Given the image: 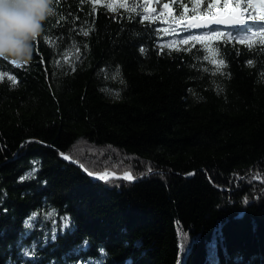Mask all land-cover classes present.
<instances>
[{
  "label": "trees",
  "instance_id": "trees-1",
  "mask_svg": "<svg viewBox=\"0 0 264 264\" xmlns=\"http://www.w3.org/2000/svg\"><path fill=\"white\" fill-rule=\"evenodd\" d=\"M53 7L0 58V264H264V0Z\"/></svg>",
  "mask_w": 264,
  "mask_h": 264
},
{
  "label": "clouds",
  "instance_id": "clouds-1",
  "mask_svg": "<svg viewBox=\"0 0 264 264\" xmlns=\"http://www.w3.org/2000/svg\"><path fill=\"white\" fill-rule=\"evenodd\" d=\"M54 0H0V58L30 63Z\"/></svg>",
  "mask_w": 264,
  "mask_h": 264
},
{
  "label": "water",
  "instance_id": "water-1",
  "mask_svg": "<svg viewBox=\"0 0 264 264\" xmlns=\"http://www.w3.org/2000/svg\"><path fill=\"white\" fill-rule=\"evenodd\" d=\"M217 20H223L226 21L225 23H214V21ZM187 24L189 27H192L194 31H234L239 28H242L244 26L248 25V22L245 18H238L234 15H225V16H217V17H210V18H204V19H198V18H192L187 21ZM61 158L65 160L66 162L76 166L78 169L82 171V173L86 176L91 177L95 181H102V177H105L106 180L109 179H120L122 181H127L130 183H136L138 182L137 179L133 178L130 173H126L124 175H116L115 173H104L99 175H91L84 166L77 160H74L70 155H61ZM158 174V172L153 171L149 173V175H155ZM194 174H191L188 177H192Z\"/></svg>",
  "mask_w": 264,
  "mask_h": 264
},
{
  "label": "snow or ice",
  "instance_id": "snow-or-ice-1",
  "mask_svg": "<svg viewBox=\"0 0 264 264\" xmlns=\"http://www.w3.org/2000/svg\"><path fill=\"white\" fill-rule=\"evenodd\" d=\"M107 7H109V8H111V5H106ZM121 6H124V5H121ZM114 10V9H113ZM133 11L135 10V9H132ZM145 19H147V17H145ZM226 21H223V20H217V21H214V23H217V24H219V23H225ZM83 31V30H82ZM214 31V30H213ZM206 35H208V36H212L213 35V32L212 31H210L209 33H207ZM189 39H192V40H195V39H197V37H189ZM221 67H226V64L224 63V61L223 60H221L220 61V63H219V65H218V67H217V71H220V69H221Z\"/></svg>",
  "mask_w": 264,
  "mask_h": 264
},
{
  "label": "rangeland",
  "instance_id": "rangeland-1",
  "mask_svg": "<svg viewBox=\"0 0 264 264\" xmlns=\"http://www.w3.org/2000/svg\"><path fill=\"white\" fill-rule=\"evenodd\" d=\"M150 2H152V0H149ZM152 9V8H151ZM150 9V10H151ZM225 15H227L226 14V7H223L220 11H219V13H218V15L217 16H225ZM232 15V14H231ZM235 17H240V18H244V17H242V16H239V15H234Z\"/></svg>",
  "mask_w": 264,
  "mask_h": 264
}]
</instances>
